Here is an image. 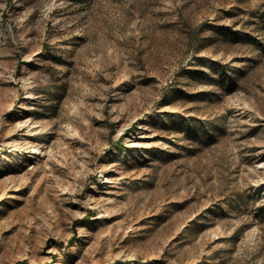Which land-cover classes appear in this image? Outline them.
I'll list each match as a JSON object with an SVG mask.
<instances>
[{
  "label": "rangeland",
  "instance_id": "374dc122",
  "mask_svg": "<svg viewBox=\"0 0 264 264\" xmlns=\"http://www.w3.org/2000/svg\"><path fill=\"white\" fill-rule=\"evenodd\" d=\"M0 264H264V0H0Z\"/></svg>",
  "mask_w": 264,
  "mask_h": 264
}]
</instances>
